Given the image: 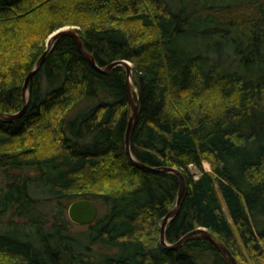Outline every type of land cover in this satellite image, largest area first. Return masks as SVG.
Returning <instances> with one entry per match:
<instances>
[{
  "label": "trees",
  "instance_id": "1",
  "mask_svg": "<svg viewBox=\"0 0 264 264\" xmlns=\"http://www.w3.org/2000/svg\"><path fill=\"white\" fill-rule=\"evenodd\" d=\"M65 26L97 65L132 64L131 155L186 182L165 241L202 227L264 264V0H0V112ZM125 74L62 35L0 120V264H229L200 237L159 241L179 181L127 155ZM81 197L86 225L67 216Z\"/></svg>",
  "mask_w": 264,
  "mask_h": 264
},
{
  "label": "water",
  "instance_id": "2",
  "mask_svg": "<svg viewBox=\"0 0 264 264\" xmlns=\"http://www.w3.org/2000/svg\"><path fill=\"white\" fill-rule=\"evenodd\" d=\"M69 35L73 40L74 43L82 55V57L95 69H97L100 72H107L110 69H112L116 65H121L125 68V93H126V98L128 101L129 108L131 110V113L129 115L126 129H125V134H124V144H125V151L127 155L132 158L134 163L141 168H150V169H155V170H162L166 172H172L178 177L179 185H178V191H177V196H176V203L175 205L167 212V214L163 217L160 225V232H159V241L161 244L165 247L169 248H175L180 246L184 241L191 237H200L203 239L208 240L213 244V246L226 258V260L229 262V264H239L235 258V256L229 251L227 246L215 239L212 234L205 228L199 227L194 230H191L187 233H185L183 236H181L177 241H175L172 244H169L165 241V236H164V230L167 222L175 216V214L178 211L184 190H185V178L182 174V172L177 169L176 167L172 166H160V167H150L148 165H145L137 160H135L130 152V135L136 120V116L138 113V106H139V101L138 99L136 100L134 95H133V90H132V64L130 61L126 59H119L115 60L112 62L107 63L104 66H99L96 64L94 57L91 53H89L82 44L81 38L76 32L75 28L72 26H65V27H60L52 32L49 33L46 39V47L42 54L38 57V59L35 62L34 67L27 73L23 86H22V107L19 111L17 112H12V113H3L0 112V120L2 121H12L16 118H18L22 112L25 109L26 106V100H27V88H28V82L29 79L33 76V74L39 69L41 66L44 57L46 53L49 51V49L52 47L53 43L62 35ZM67 216L69 220L72 223L78 224V225H86L89 223H92L98 216V207L97 205L90 199L88 198H76L73 201H71L67 207Z\"/></svg>",
  "mask_w": 264,
  "mask_h": 264
},
{
  "label": "rangeland",
  "instance_id": "3",
  "mask_svg": "<svg viewBox=\"0 0 264 264\" xmlns=\"http://www.w3.org/2000/svg\"><path fill=\"white\" fill-rule=\"evenodd\" d=\"M203 165H204V167L207 169V170H210V165H209V163L207 162V161H204L203 162ZM191 170L194 172V173H198V170L194 167V166H191ZM79 228H81V227H79L78 225H73L72 227H71V229L73 230V231H77V230H79ZM237 260V259H236ZM238 262V261H237Z\"/></svg>",
  "mask_w": 264,
  "mask_h": 264
}]
</instances>
